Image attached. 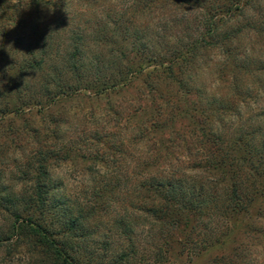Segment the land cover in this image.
I'll return each mask as SVG.
<instances>
[{
	"label": "trees",
	"instance_id": "trees-1",
	"mask_svg": "<svg viewBox=\"0 0 264 264\" xmlns=\"http://www.w3.org/2000/svg\"><path fill=\"white\" fill-rule=\"evenodd\" d=\"M259 1L135 0L119 9L97 0H0V132L27 131L40 143L50 127L55 143L51 152L37 156L40 178L28 205L36 207L39 221L12 213V235L29 228L52 251L56 260L50 264H75L68 246L69 235L75 236L71 232H85L89 212H110L116 205L119 212H141L152 219L146 243L152 264L213 248L230 249L233 256L211 263L243 264L246 243L263 246L264 118L254 114L264 111V84L251 87L242 79L261 83L264 66L238 59L247 32L263 38L261 27L244 20ZM160 4L186 14L200 11L197 28L185 26L194 31L172 41L167 25L141 20ZM235 17L241 20L234 23ZM215 51L224 59L219 90L193 88L188 80L193 67ZM138 82L152 107L135 131L121 124L122 113L109 108L101 110V124L93 110L79 115L80 125L92 123L89 118L95 128L71 138L68 132L75 133V124L53 115L56 107L82 97L109 100ZM172 98L183 105L175 109L193 128L154 142L153 132L167 121L163 112L174 107ZM234 118L242 121L231 125ZM82 152L92 164L85 172L89 186L79 196L50 198L58 165L84 161ZM9 203L0 192V204ZM69 212L78 215L75 221L68 219ZM128 238L132 250L118 254L120 264H135L140 256L134 245L141 247L142 240Z\"/></svg>",
	"mask_w": 264,
	"mask_h": 264
},
{
	"label": "rangeland",
	"instance_id": "rangeland-1",
	"mask_svg": "<svg viewBox=\"0 0 264 264\" xmlns=\"http://www.w3.org/2000/svg\"><path fill=\"white\" fill-rule=\"evenodd\" d=\"M134 1L97 0V4L104 7L118 6L119 9H123ZM198 13L200 11L195 10L190 14H186L184 9H174L172 7L171 9L164 10L161 9L160 4L154 6L152 14L141 17L143 18L141 20L153 25L157 24L159 27L167 25L166 34L173 41L176 35L182 37L189 35L188 32L190 31L187 32L184 29L185 26L194 30L197 28L198 20L196 16L199 15ZM240 20L238 17H235L233 22L237 23ZM244 20L255 23L258 27L262 28L261 30H264V0L259 1L253 10L248 11ZM240 50L239 61L248 62L249 60V62L253 61L255 63L262 62L264 66V35L263 38H258L256 34L247 32L242 38ZM223 65L224 59L220 55V52L206 53L202 61L193 67V73L188 79L191 80V86L193 88L204 87L212 91V93H215L220 88L221 82L218 81L220 80L219 72L222 70ZM259 66L261 65L253 66V68H258ZM261 77V83L256 81L255 84L253 79L245 78L242 79L243 84L248 86L264 84V74ZM224 81L225 83L227 82L226 85H229L231 79L229 78V81L228 79ZM222 90L225 91V89ZM148 97L147 90L143 84L138 82L122 93L110 96L109 100H88V98L84 99L82 97V99H77L72 104L56 107L53 110V115L60 113L65 116L64 118H68L71 123L75 124V127H73L75 133H72V131L71 133L68 132V136L71 138L84 130L91 132L95 128L93 118V120H89L88 118L87 121H91L92 123H86L85 126L80 125L79 120L83 116L81 117L79 115H90L91 110H93L96 122L101 124V110L109 108H116L117 111L122 113L124 120L120 121L121 124L127 125L129 130L135 131L141 125L140 121L143 119L144 113H151L152 103ZM189 99L194 102H199L200 100L196 96H191ZM177 103L178 100L175 98L170 100V105L174 107L169 113L166 111L163 112L162 119L167 121L163 127L153 132L155 135L154 142L157 141L160 143L163 138L168 139L172 133L178 132L179 135H182L185 131L193 128V125L188 120H184L180 116V112L175 109L177 107L181 108V106L183 108V105L178 106ZM161 104L163 105L162 101ZM244 113H247V111L243 110L242 119L248 117V113L246 115ZM254 115H257L258 119L262 120L260 118H264V111L263 113L262 111L257 112ZM127 116H133V118L126 121ZM173 118H175V121H172ZM139 119L141 120L139 121ZM242 119L238 120L234 118L231 125H238ZM151 125L149 124L148 127H151ZM48 128L49 131L45 132L44 138L40 139V143H36L32 135L27 131H20L16 135L10 134V131L0 132V192L9 198L10 202L9 205L0 204V236L5 240L0 243V264H50L56 260L52 251L41 243V238L33 233L31 229L24 228L16 236L12 235L11 230L15 222V218L13 217L14 213H19L26 218L35 217L36 221H39L40 213L37 212L33 204H28L29 200H33L37 192L36 184L40 178L37 156H39V152H44L45 154L51 152V147L55 144L52 139L51 128ZM103 151H106V148H103ZM80 156L86 157L87 155L82 152ZM54 162L49 163L53 166L56 164ZM58 166H61L60 169L50 179V186L55 184L56 189H51L49 197L60 201L63 198H68L66 196L81 195L85 188L89 186L90 181L86 177L85 172L86 169L92 167L91 162L86 157L84 161L77 159ZM62 180L65 182L66 190L60 189V182ZM113 207L114 209H111L110 212H89L90 226L88 227L84 224L87 228L85 232H71L75 236L69 235L70 241L68 246L72 250V256L76 259L75 264H120L121 255L118 254L124 252V250L128 252L132 250L128 237L142 240L141 247H139L140 244L137 245L135 243L136 245H134V248L137 247L140 251V256H138L135 264H152L149 261L151 248L146 244L148 242V232L152 219L148 218L147 214L141 212H119L116 205H113ZM64 213L66 214V212ZM69 213L70 216H67L68 219L75 221L78 215L72 214V212ZM54 230L58 236L57 238L60 241L63 240L59 236L61 230L57 227ZM119 238H121L119 242L115 241ZM241 240H243V237ZM262 242L263 246L261 247L256 246L253 241L246 243L248 246L244 248L246 251L244 252L245 259L243 260V264H264V240ZM231 251L226 248H213L202 255L182 252L180 257H176V254L171 256L170 262L167 264H214L211 262H214L215 259L218 260L226 256L232 257L233 253ZM228 261L226 260L225 264ZM237 264H241V262L237 261Z\"/></svg>",
	"mask_w": 264,
	"mask_h": 264
}]
</instances>
